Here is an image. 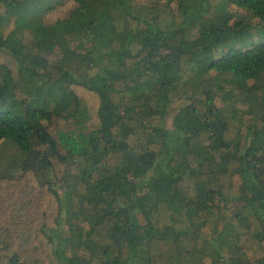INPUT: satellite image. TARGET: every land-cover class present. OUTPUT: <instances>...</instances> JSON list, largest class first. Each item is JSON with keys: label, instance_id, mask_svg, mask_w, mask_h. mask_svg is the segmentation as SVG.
<instances>
[{"label": "trees", "instance_id": "obj_1", "mask_svg": "<svg viewBox=\"0 0 264 264\" xmlns=\"http://www.w3.org/2000/svg\"><path fill=\"white\" fill-rule=\"evenodd\" d=\"M1 57L0 264H264V0H0Z\"/></svg>", "mask_w": 264, "mask_h": 264}, {"label": "rangeland", "instance_id": "obj_2", "mask_svg": "<svg viewBox=\"0 0 264 264\" xmlns=\"http://www.w3.org/2000/svg\"><path fill=\"white\" fill-rule=\"evenodd\" d=\"M0 59H3V58L1 57ZM168 123H170V126H171V121H170V122H168Z\"/></svg>", "mask_w": 264, "mask_h": 264}]
</instances>
